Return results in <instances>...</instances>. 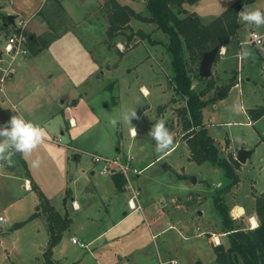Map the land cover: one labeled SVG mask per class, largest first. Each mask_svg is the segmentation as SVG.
Wrapping results in <instances>:
<instances>
[{"label": "rangeland", "instance_id": "374dc122", "mask_svg": "<svg viewBox=\"0 0 264 264\" xmlns=\"http://www.w3.org/2000/svg\"><path fill=\"white\" fill-rule=\"evenodd\" d=\"M116 1L147 15L145 0ZM235 1L197 0L184 2L182 6L188 14L194 13L201 23L208 24ZM41 3L42 0H0V25L2 15H14L15 22L34 15L27 25V34L30 36V29L39 33L38 39L28 41L31 61L22 65L21 58L17 59L12 68L13 77L5 79L4 89L0 91V123L19 112L35 124L40 116L51 117L52 123L60 119L64 127L68 122L65 119L72 116L78 124L71 129L73 132L84 125L89 128L77 141L82 149L110 154L117 142L122 151L129 148L135 166L141 169L132 185L140 188L139 204L143 208L131 211L130 190L114 192L111 177L100 174L99 166L92 163L89 154L81 153V162L76 163L63 146L65 135L58 134L59 144L52 142V135L59 133L58 130L47 134L48 140H42L39 146L44 156H51L53 161L34 164L30 155L27 161L34 169H30V174L54 211L61 215L67 212L71 218L53 248L54 260L57 264H144L149 258L150 264H158L160 257L166 264H171L173 259L178 264H214L213 245L218 241L228 246L229 233L215 206L214 195L230 179L210 162L198 164L188 160V146L181 140L182 119L178 113L185 105V98L174 93L170 82L173 72L165 46L168 37L154 24L135 19H131L132 30H142L149 38H140L129 29L111 37L106 11L112 6L109 0H59L62 6L59 9H53L57 8L52 6L58 5L56 2H44L42 6ZM250 8L264 10V0L244 4L239 13ZM239 13V27L234 36H240L244 41L243 51L250 54L244 57L242 51L238 62L239 57H218L211 69L217 84L238 63L241 75H257L261 62L258 54L264 47L251 46L246 41L251 32L264 39V26L243 21ZM41 17H45V26ZM130 33L132 36H128ZM6 35L0 27V47ZM189 66L192 88L199 91L206 81L196 77L195 65ZM257 82L254 83L258 85ZM252 85L246 81L243 84L244 95L250 96L247 104L250 99L251 102L262 98ZM218 86L204 98L211 99ZM236 93L238 90L232 89L222 98L218 109L212 104L206 106L203 119L216 141L223 143L231 138L235 152L254 147L252 155L244 163L239 162L238 183L221 195L231 222L229 229H246L252 228V216L257 221L255 196L264 191V118L255 125L245 123ZM19 97L25 98L21 105ZM63 98H67L69 110L61 109ZM128 109L136 110L137 115L131 122H124L120 114ZM113 119L117 121L115 125ZM160 120L165 121L174 137L169 148L174 147L166 149L167 152H158L156 141L148 134ZM226 120L231 123L225 125ZM130 128L138 136L132 137ZM225 145L218 146L219 150L223 148L221 156H227ZM235 152L230 153L235 156ZM17 158L14 155L15 163ZM8 164L9 160L0 164V215L5 217L4 222L0 221V264H44L42 254L50 237L46 216L36 211L40 206L36 191L25 190L23 182L9 174ZM91 167L94 176L89 173ZM190 177H195L196 182ZM93 183L97 184L99 195L86 189L92 188ZM66 189L76 193L79 210H72L71 194L67 196ZM236 206H243L245 212L236 214ZM31 213L36 214L29 219ZM17 223H21V228ZM72 235L88 246L70 242Z\"/></svg>", "mask_w": 264, "mask_h": 264}, {"label": "trees", "instance_id": "16d2710c", "mask_svg": "<svg viewBox=\"0 0 264 264\" xmlns=\"http://www.w3.org/2000/svg\"><path fill=\"white\" fill-rule=\"evenodd\" d=\"M54 1L59 6V1ZM196 1L145 0L147 15L143 16L125 5H119L116 0H109V5L112 6L107 10V16L110 20L108 33L112 37L125 33L129 29L140 38L148 37L149 34L142 30H136L135 32L132 30L129 22L131 19H135L154 24L156 29L161 30L168 37L165 46L171 57L173 72L170 82L174 93L185 98V105L178 110V113L182 119V137L189 148L190 160L198 164L210 162L220 167L224 172V176L230 179L229 183L222 189L217 190V194L214 195V203L221 213L223 226L225 229L228 228L229 231L227 233L228 246L221 243L213 245L214 264H264V191L255 196L254 212L258 221L257 225L253 228L238 227L229 229L231 222L228 211L222 203L221 195L222 191L238 183L239 178L236 169L240 163L234 158L233 153L221 156L219 148L202 121L203 108L208 103L225 97L234 81L231 78L227 83L221 84L211 99H205V94L215 89L216 82L212 76L202 78L198 73V65L203 52L216 45L226 46L235 37L234 35L239 27V10L244 4L255 0H236L225 12L208 24L201 23L198 15L188 14L182 8L184 2L194 3ZM7 18V15H2L3 21L0 25L1 29L5 31V35L8 34L10 26ZM5 23L7 24L5 25ZM128 36H132L131 33ZM34 38L35 36H33ZM127 39L131 41L130 37ZM150 41L154 44L158 43L156 40L150 39ZM189 65H195L196 77L206 81L205 86L199 91L192 88V77L189 74L192 69ZM249 114L254 120L260 118L264 115V105L249 109ZM22 163H24L23 160ZM112 179L116 190L122 191L126 183L125 178L117 174L112 175ZM31 189L37 192L40 208L46 216L50 234L47 247L42 254L44 264H57L53 258V248L59 241L61 232L69 226L71 218L68 213L61 215L54 211L35 182H32ZM35 214L33 213L29 219L34 217ZM20 225L21 223L16 224L17 227Z\"/></svg>", "mask_w": 264, "mask_h": 264}, {"label": "crops", "instance_id": "0c3cea01", "mask_svg": "<svg viewBox=\"0 0 264 264\" xmlns=\"http://www.w3.org/2000/svg\"><path fill=\"white\" fill-rule=\"evenodd\" d=\"M59 1V0H58ZM46 2H49V3H55V1L54 0H47ZM45 2V3H46ZM44 3V4H45ZM48 3V4H49ZM184 4V3H183ZM182 4V5H183ZM60 5H62V4H60ZM52 6H57V8H54L53 7V9H59V8H61L62 6H58V5H52ZM182 8H184L183 6H182ZM107 11V10H106ZM59 12V11H58ZM58 12H57V16L59 15L58 14ZM182 16V15H181ZM105 17H106V12H105ZM31 20H32V18H31ZM30 20V21H31ZM44 21H45V17H41V23L42 24H44V26H45V23H44ZM132 21V20H131ZM131 21L129 22V25L131 24ZM30 23V22H29ZM131 26V25H130ZM10 27V26H9ZM31 32V33H30ZM33 32H35V35H38V36H35V35H33L34 33ZM30 35H32L31 37L29 36V40H34V39H38L39 38V33L38 32H36V31H34V30H29V32H28ZM120 35H122V34H120ZM33 36H35V38L33 39ZM262 37V40H263V47H264V39H263V36H261ZM246 43L248 44V45H251V46H255V45H258V44H255V43H250L249 42V38H248V41H246ZM244 44V41H241V39H240V36L238 37V36H235V37H233L231 40H230V42L226 45V46H222L221 47V51H220V53H219V58L220 59H223L224 58V56H228V58H237V57H239V58H237L238 60H237V62L239 61V59H240V57H241V53H242V51H243V47H242V45ZM29 46V45H28ZM236 46V47H235ZM235 47V48H234ZM29 48V47H28ZM224 51V52H223ZM258 56L260 57V58H258V61H261L260 63H259V68H258V70L256 69V72H257V75L256 76H254V77H250L249 75H248V77H246L247 75H241L240 74V69H239V63H238V66H237V68L235 69V68H233V67H231L230 68V72L228 73V75H227V73H225L227 76H226V78H223V79H220V83H216V85H221V84H225V83H227L231 78L233 79V81H234V83H233V85L230 87V89L228 90V92H227V94L225 95V97L224 98H226L227 96H228V94L231 92V90L232 89H234V88H236L237 90H238V93H236V97L238 98V100L240 101V108L242 109V111H243V115H245V118H246V120L244 121L245 123H247V124H252V125H255V124H257V123H259V121H261L263 118H264V115L263 116H261L260 118H258V119H256V120H254V119H252L251 118V116H250V114H249V109H253V108H258V107H260V106H263L264 105V86H263V83H264V50H262V51H260L259 52V54H258ZM21 60H22V65L24 64H27L28 65V63L31 61L30 60V58H29V55L28 56H25V57H23V58H21ZM217 60V59H216ZM215 60V61H216ZM230 61V60H229ZM214 64V63H213ZM213 66V65H212ZM213 72H212V74H211V76L213 77ZM8 77H13V70H12V72H11V74H9V76ZM255 78H257L256 80L258 81L257 82V84L258 85H256L254 82L256 81V80H254ZM215 79V78H214ZM243 79V80H242ZM246 81V83L248 84V82H250V85H251V83L253 84L252 85V87H254L258 92H259V96H262V98L260 97V100H258V101H251L250 102V100L248 101V104H247V102H246V100L250 97V96H248V95H244V92H243V84H244V82ZM215 85V86H216ZM36 88L38 89V85H36ZM240 88H242V91H241V89ZM260 88H261V90H260ZM3 89H4V85H3ZM145 89V88H144ZM241 92H242V94H241ZM251 92H253L252 90H251ZM248 97V98H247ZM262 99V100H261ZM24 100H25V98H22V97H19V99H18V101H19V103H20V105L24 102ZM68 102V100H67V98H63L62 100H60V104L63 106L61 109H63V111H66V110H69V108H70V104H68L67 103ZM220 102H222V99H217L215 102H211V103H208L206 106H208L209 104H212V107L213 108H217L218 109V105H219V103ZM246 102V103H245ZM247 104V105H246ZM205 106V107H206ZM204 107V108H205ZM204 108H203V110H204ZM203 110H202V115H203ZM54 116V115H53ZM9 119V118H8ZM64 119H65V117H64ZM65 120H68V122L67 123H65V126L63 127V124L61 123V120L59 119H57V121H54L53 123H52V119H51V117H44V118H41V116L38 118V120H37V125H39V126H41L42 128H43V130H44V132H45V136H44V139L43 140H48L47 139V134H49V133H51V132H55V130H58L59 131V133H56V134H53L52 136H53V138H52V142H54V143H61V138L58 136V134H60V135H62V136H64L65 135V138H66V143H64L63 144V146L64 147H67L66 149H68L69 151V155H71V157H72V159L77 163V162H81V153H85V154H90V153H92V152H89V151H87L86 149H82V147L80 146V144L77 142L78 141V139L80 140V138L81 137H83L84 135H86V130H88L89 128V126H87V128L88 129H86V126L84 125V128H80L79 130H77V131H72L71 129L72 128H77V126H78V124H77V121L72 117V116H70L69 118H66ZM5 121H7L6 119H5ZM4 121V122H5ZM203 121V124H204V126H205V128L207 129V131H208V133H209V135L214 139V141H215V144L217 145V147L219 146H221L222 144H226L224 147H225V149H226V154H229L230 152H235L234 151V148H233V146H232V144H231V138H229V140L228 139H226L223 143H220V141H219V139H217V141L215 140V138H214V136L209 132V128H208V125L206 124V122H204V119L202 120ZM50 123H52V124H50ZM231 123V121L230 120H226L225 122H224V124L225 125H228V124H230ZM263 133H264V131H262ZM130 134H131V136L132 137H135V136H138V134L137 133H135V131H134V129L133 128H130ZM182 141H184V142H186L184 139H181ZM230 141V142H229ZM77 144V145H76ZM79 144V145H78ZM187 144V143H186ZM174 147V145L171 147V148H173ZM218 147V148H219ZM171 148H169V149H171ZM253 148L254 147H245V149H247V150H252V153H253ZM168 149V150H169ZM168 150H166V152L168 151ZM220 150H223V148L221 149L220 148ZM237 150V149H236ZM96 151V150H95ZM188 151H189V148H188ZM44 151H42V148L38 145L31 153H16L15 155H17V163H15L14 162V156L11 158V162H9V174L10 175H12V176H14V177H16L17 178V180H21L22 182H23V186H24V189L25 190H32L31 189V187H30V185L32 184V182H35V184L37 185V187L39 188V189H41L40 188V186H38V184H37V182H36V180L33 178V176L30 174L31 173V171H30V169L33 171L34 169L32 168V165H30V162L29 161H27L29 158L27 157L28 155H30V157H31V160H34V161H43L44 163H47L49 160H51V162L53 161V158L51 157V156H44V153H43ZM100 152V151H99ZM98 152V153H99ZM237 152V151H236ZM236 152H235V155H236ZM101 154H104V155H108V156H116V155H123V154H125V153H129V154H131V152L129 151V148L126 150V151H122L121 149H120V147L118 146V142H117V144H116V146H115V148H114V152L113 153H110V154H106V153H102V152H100ZM132 155V154H131ZM188 155H189V158H188V160H190V153H188ZM234 155V154H233ZM252 155V154H251ZM250 155V156H251ZM249 156V157H250ZM133 157V156H132ZM248 157V158H249ZM23 160V162L24 163H22V160ZM234 158H235V156H234ZM247 160V159H246ZM191 161V160H190ZM4 163H7V160L6 159H0V164H3L4 165ZM134 163V162H133ZM22 165V166H21ZM135 165V164H134ZM19 168H22L21 169V171H18V169ZM139 169V168H138ZM141 170V169H140ZM4 173V172H3ZM91 175H93L94 176V174H95V170H94V168H92L91 167V169H90V172H89ZM140 174V173H139ZM138 174V175H139ZM21 175H24V177H22ZM138 175H136V176H133L131 179H130V183H129V189L128 188H124L125 190L127 189V190H130V192H131V195L135 192V190H137L138 192L140 191L139 189L140 188H138V189H136V187H134L132 184H133V182H132V180H134V178H138L137 176ZM111 177V182H112V185H113V188H114V192H118L117 190H116V187H115V185H114V182H113V179H112V176H110ZM25 179H27L28 180V186H25ZM86 189L87 190H89V191H91L92 193H96V194H100V192H99V189H98V186H97V184H95V183H93V187L92 188H90L89 186H87L86 187ZM141 192V191H140ZM37 193V192H36ZM72 193H73V195H72ZM69 194H71L70 195V200H71V208H72V210L73 211H75V210H79L80 208H81V206H80V204L75 200V198H76V193L75 192H73V191H71L70 189H66V195L68 196ZM139 197L135 200L138 204L140 203V193H139V195H138ZM131 197V196H130ZM48 198V197H47ZM83 206H84V203L82 204ZM237 207V206H236ZM236 207L234 208V211H236L235 209H236ZM243 207V206H242ZM244 208V207H243ZM40 209V210H39ZM140 210H143V208H142V206H141V209ZM245 210V209H244ZM37 212H39V213H42V211H41V208H40V206L37 208V210H36ZM65 213H67V212H65ZM64 213V214H65ZM32 214V213H31ZM63 214V213H62ZM124 214L125 215H127L128 213H125L124 212ZM45 214L43 213V216H44ZM1 216V215H0ZM42 217V216H41ZM70 217V216H69ZM4 219H3V221L2 222H4V220H5V217H3ZM124 218V217H123ZM123 218H121V219H123ZM121 219H119L117 222H119ZM48 224V223H47ZM19 228H21V226L19 227ZM253 228V227H252ZM72 237H76L75 235H72V236H70L69 237V240H70V242H71V238ZM152 237H155L154 235H152ZM77 238V237H76ZM78 239V238H77ZM78 241H79V239H78ZM90 242V241H89ZM220 243V242H219ZM219 243H217V244H219ZM85 244H87V246H88V243H85ZM148 260H147V262L148 261H150V259L149 258H147ZM173 260H175L176 261V264H178V262H177V260L176 259H173ZM147 262H144V264H147ZM148 264H150V262H148ZM158 264H166L160 257H159V263Z\"/></svg>", "mask_w": 264, "mask_h": 264}, {"label": "clouds", "instance_id": "9594fccd", "mask_svg": "<svg viewBox=\"0 0 264 264\" xmlns=\"http://www.w3.org/2000/svg\"><path fill=\"white\" fill-rule=\"evenodd\" d=\"M239 16L249 24H254L257 27L264 26V10L259 8L243 9ZM249 54V51H243L244 57ZM136 115V110H123L120 119L124 122H131V119ZM116 122V119L112 120L113 125ZM148 134L156 141L158 152L165 151L174 142V137L163 120L152 125ZM44 136L45 132L41 126L16 112L7 121L0 123V159L11 162V158L16 153H31L42 142Z\"/></svg>", "mask_w": 264, "mask_h": 264}, {"label": "built area", "instance_id": "2783aa9c", "mask_svg": "<svg viewBox=\"0 0 264 264\" xmlns=\"http://www.w3.org/2000/svg\"><path fill=\"white\" fill-rule=\"evenodd\" d=\"M46 1L47 0H42L41 6ZM33 16L20 18L17 22L14 21L13 24H10L9 32L4 39L3 45L0 47V91L3 90L5 79L11 74L16 60L28 56L29 36L27 34V25ZM249 42L258 45L263 44L262 37L256 32L250 33ZM89 155L92 163L99 166L100 174L109 176L117 174L122 175L126 180L124 188L129 189L130 179L141 172V170L134 165L133 157L129 153L108 156L98 152H92ZM28 183V180L25 179V186H28ZM138 195L139 192L135 190L128 199V205L131 211L141 209V205L135 201ZM0 221H3L1 216ZM71 242L79 243L81 247H87V244L83 242L80 243L76 237H72ZM217 243L219 242L217 241ZM170 263L176 264V261L172 260Z\"/></svg>", "mask_w": 264, "mask_h": 264}, {"label": "water", "instance_id": "95a60500", "mask_svg": "<svg viewBox=\"0 0 264 264\" xmlns=\"http://www.w3.org/2000/svg\"><path fill=\"white\" fill-rule=\"evenodd\" d=\"M8 23L13 24L14 23V15H8ZM7 23H5L6 25ZM221 51V46L220 45H216L213 48H211L210 50H207L205 52H203L202 57L199 61V65H198V73L199 76L202 78H208L211 76L212 72V65L216 60V57L218 56V54ZM252 154V150H247L244 148L239 149L236 152L235 155V159L240 162V163H244L246 161V159ZM190 180L192 182H196L195 177H190ZM237 210L243 214L244 210L242 206H239L237 208Z\"/></svg>", "mask_w": 264, "mask_h": 264}, {"label": "bare ground", "instance_id": "6f19581e", "mask_svg": "<svg viewBox=\"0 0 264 264\" xmlns=\"http://www.w3.org/2000/svg\"><path fill=\"white\" fill-rule=\"evenodd\" d=\"M239 206H237L236 207V214H240L241 215V213L237 210V208H238ZM245 208H243V210H244ZM244 212H245V210H244ZM250 223L252 224V227H255L256 225H257V221H256V219H255V217L254 216H252L251 218H250Z\"/></svg>", "mask_w": 264, "mask_h": 264}]
</instances>
